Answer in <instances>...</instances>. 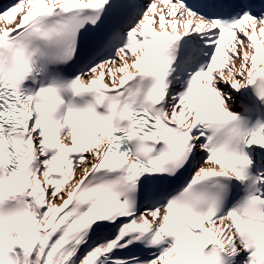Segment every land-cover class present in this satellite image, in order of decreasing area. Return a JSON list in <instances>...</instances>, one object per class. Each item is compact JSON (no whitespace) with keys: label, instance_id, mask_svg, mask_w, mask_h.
Returning <instances> with one entry per match:
<instances>
[{"label":"snow or ice","instance_id":"1","mask_svg":"<svg viewBox=\"0 0 264 264\" xmlns=\"http://www.w3.org/2000/svg\"><path fill=\"white\" fill-rule=\"evenodd\" d=\"M0 264H264V0H0Z\"/></svg>","mask_w":264,"mask_h":264}]
</instances>
